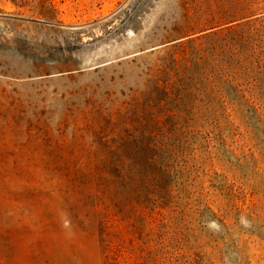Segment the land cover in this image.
Listing matches in <instances>:
<instances>
[{
  "label": "rangeland",
  "instance_id": "rangeland-1",
  "mask_svg": "<svg viewBox=\"0 0 264 264\" xmlns=\"http://www.w3.org/2000/svg\"><path fill=\"white\" fill-rule=\"evenodd\" d=\"M0 264H264V0H0Z\"/></svg>",
  "mask_w": 264,
  "mask_h": 264
}]
</instances>
